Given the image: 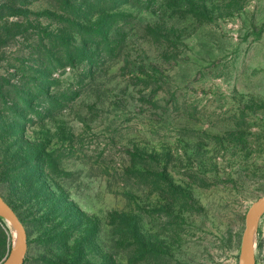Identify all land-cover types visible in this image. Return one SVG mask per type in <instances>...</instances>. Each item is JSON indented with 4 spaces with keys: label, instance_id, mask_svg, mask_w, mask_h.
<instances>
[{
    "label": "rangeland",
    "instance_id": "obj_1",
    "mask_svg": "<svg viewBox=\"0 0 264 264\" xmlns=\"http://www.w3.org/2000/svg\"><path fill=\"white\" fill-rule=\"evenodd\" d=\"M0 195L25 264H240L264 196V0H0Z\"/></svg>",
    "mask_w": 264,
    "mask_h": 264
},
{
    "label": "water",
    "instance_id": "obj_2",
    "mask_svg": "<svg viewBox=\"0 0 264 264\" xmlns=\"http://www.w3.org/2000/svg\"><path fill=\"white\" fill-rule=\"evenodd\" d=\"M264 216V196L248 210L243 233L240 264H257L258 226ZM0 218L16 233L17 241L12 246L9 256L1 264H25L28 251V233L17 212L7 200L0 195ZM14 235V233H13Z\"/></svg>",
    "mask_w": 264,
    "mask_h": 264
},
{
    "label": "trees",
    "instance_id": "obj_3",
    "mask_svg": "<svg viewBox=\"0 0 264 264\" xmlns=\"http://www.w3.org/2000/svg\"><path fill=\"white\" fill-rule=\"evenodd\" d=\"M77 96V95H76ZM63 101V100H62ZM58 102L60 103L59 105H62L63 102ZM44 163V162H43ZM46 164V162H45ZM46 167V165H45ZM22 185V190L26 193H30V191H35L34 188H32V186H29L26 181H22L21 183ZM31 185H34V184H31ZM37 192V191H36ZM35 192V193H36ZM8 202V201H7ZM9 203V202H8ZM10 204V203H9ZM42 204L45 206V209H47V212L49 211V217H52L54 216L55 218L57 219H60V218H63L65 216H68V217H71L73 216V214H70L69 213V209L67 208H64L63 209V205L61 204L60 200H57L56 202H54L52 205L51 204H48L49 206H46L47 205V201L44 200V202H42ZM11 205V204H10ZM12 207V206H11ZM15 211L16 209L14 207H12ZM68 210V211H66ZM46 211V210H45ZM66 211V212H65ZM17 212V211H16ZM18 214V213H17ZM19 216V214H18ZM20 217V216H19ZM21 219V217H20ZM21 221L23 222V220L21 219ZM24 224V222H23ZM25 225V224H24ZM26 227V226H25ZM6 228V224L4 223L3 219L0 218V248L1 246L3 245V250H2V253H5L6 251H8V253L11 252L12 250V245L11 243L9 244V246L7 245L6 243V239H5V232L3 231V229ZM1 254V253H0Z\"/></svg>",
    "mask_w": 264,
    "mask_h": 264
},
{
    "label": "bare ground",
    "instance_id": "obj_4",
    "mask_svg": "<svg viewBox=\"0 0 264 264\" xmlns=\"http://www.w3.org/2000/svg\"><path fill=\"white\" fill-rule=\"evenodd\" d=\"M13 233H14L15 241H17L16 233L14 231H13ZM256 240H257V237H256Z\"/></svg>",
    "mask_w": 264,
    "mask_h": 264
}]
</instances>
